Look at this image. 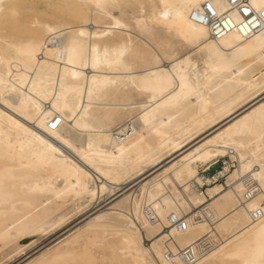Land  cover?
<instances>
[{"label":"bare ground","instance_id":"obj_1","mask_svg":"<svg viewBox=\"0 0 264 264\" xmlns=\"http://www.w3.org/2000/svg\"><path fill=\"white\" fill-rule=\"evenodd\" d=\"M44 3L55 11L43 18ZM207 3L231 15L228 30L192 17ZM263 87L264 25L230 0H0V243L133 183L122 224L98 213L27 264H184L181 250L210 234L193 264H264V214L251 216L264 210ZM165 151L177 154L142 181ZM223 153L225 182L203 178Z\"/></svg>","mask_w":264,"mask_h":264},{"label":"rangeland","instance_id":"obj_2","mask_svg":"<svg viewBox=\"0 0 264 264\" xmlns=\"http://www.w3.org/2000/svg\"><path fill=\"white\" fill-rule=\"evenodd\" d=\"M33 11L36 13L42 12L41 15L44 18V15L46 16V14L54 13L53 11H55V9H53L51 7H47V5L44 3V4L40 5V8L36 7ZM30 13H31V11H30ZM115 13L119 14V12H117V11H115ZM134 32H136V33L138 32L137 34H139L141 36L139 31L136 30ZM161 33H163V32L160 31V34ZM164 34L167 36V34H169V33L166 34V32H164ZM164 34H162V35H164ZM169 36H170V34L167 37H169ZM189 51L192 52V47H188L186 45H183V47L180 48L179 54L184 55ZM196 58L197 57L194 56L193 60H196ZM259 91L260 92L258 95H260V96H259V99L257 98V100H260V99L262 100L264 98V87L262 89H260ZM213 130H215V129H210L209 131H207L203 134L201 132L202 135L199 134L198 138H196L195 142H197L199 140V138L202 139L203 137L205 138L206 136L207 137L210 136L212 134V132H214ZM210 132H211V134H210ZM170 153L166 152V151L164 152V161L161 164H159V166L147 167L145 173L140 176L142 178V181L147 180V178H150L153 174L157 173V170L159 172L160 171L159 169H162L164 167L163 165L167 164L177 154V152L171 153V154ZM223 156L227 157V156H229V153H223L219 157L222 158ZM218 158H216V159H218ZM216 166L218 168V165L215 164L212 167V169L216 168ZM205 167H201V168H205ZM153 169L155 170V172ZM232 169H234V168H230V170H232ZM230 170L228 171V173L230 172ZM199 172H200V170H199ZM224 181L225 180L222 179L221 181H219L217 183L223 184ZM132 184L133 183L129 184L128 187L123 188L121 191H119L118 193H116L113 196L112 195L110 196L109 194H105L100 201H97V202L93 201L92 202L93 204H91V203L85 204L84 206H82L80 208L81 210L76 209V203H74V201H72V200L68 201L66 203V205L64 206V208L62 209L63 212L61 214L64 215L65 217H64V221L61 224L58 223L55 225H50L51 223H49L48 225L45 226L44 231H40L37 233H31L25 237H21V238L18 237V238L11 239L5 243H0V264H27V263H29V261H31L35 256H37L43 250H45L48 247H51L53 245H56L59 241L70 236L72 233H74V231L78 227L86 226L87 223L91 222V220H93V218L98 213H101V212L106 213V215L100 222H97V224L98 223H102L105 225L122 224L124 219H122L121 217H118L116 214L119 213L120 211H125V208L120 204L118 205V203L126 195L133 194V192L135 191V187L129 188L132 186ZM214 184H216V183H214ZM214 184H209L207 187L204 186L203 190H206V188H208L209 186H212ZM127 188H129V189L127 190ZM144 202H145L144 200H141L140 207L141 206L144 207V204H145ZM44 204L40 205L39 209ZM133 211L135 214L136 211L135 210H133ZM147 226H148V229L153 233L152 236H154L158 233V230L156 228H153L149 224ZM108 231H111V232L107 233L106 239H108V237H109V239H108L109 241L115 239V238L112 239V237L116 236L115 234H113V232H112L113 230L109 229ZM110 238H111V240H110ZM106 239L101 241L102 243H97V244L92 245L93 249L94 248L96 249V247L98 248L99 246L101 248L103 246V243L106 242ZM117 239H119V238L116 236L115 241H117V243H118L119 240H117ZM145 242L147 243L148 241L145 240ZM98 244H100V245H98ZM100 251L101 250H97L96 254H99ZM99 261H101V260H98L97 262H99ZM104 262L102 261L101 263L110 264L108 262V260L104 261Z\"/></svg>","mask_w":264,"mask_h":264},{"label":"built area","instance_id":"obj_3","mask_svg":"<svg viewBox=\"0 0 264 264\" xmlns=\"http://www.w3.org/2000/svg\"><path fill=\"white\" fill-rule=\"evenodd\" d=\"M231 6L233 8H237L241 11L243 15V19L245 22L252 26L253 29L257 30L264 25V12L261 13L260 11H257L251 4L250 0H230ZM206 13H202L200 9H195L192 13V17L200 22L205 21L206 23L208 21H211L215 19L217 22V26H221L222 28H225L228 30V27L226 26V22H229V19L231 17L230 14H224V15H218L215 12H213L209 6V4L204 5ZM207 14V16H206ZM232 18V17H231ZM233 27V26H232ZM217 35L218 33L215 31L214 33ZM220 158V159H219ZM215 161H213L207 168L201 169V173L203 175V178L211 177L213 179L212 182H219L222 179L225 180L227 172H224L225 165L227 163L231 164V159L229 156H223L222 158L219 157ZM217 164L218 168L212 169V167ZM235 167V163L231 164V168ZM225 182V181H224ZM249 196H252L254 193H256L259 189L258 185H255V182H249ZM204 186H208L207 183H204L203 185H200V188L202 191ZM264 214V210L262 208H257L256 210L251 212V216L253 220L259 219ZM201 217L197 216V219ZM218 243L217 239H215L212 234L203 236L202 238L198 239L193 246L185 247L181 250L179 253V258L184 264H193L195 261H197L200 257L208 253L210 250L213 249V247ZM167 255H171L172 251H167Z\"/></svg>","mask_w":264,"mask_h":264},{"label":"water","instance_id":"obj_4","mask_svg":"<svg viewBox=\"0 0 264 264\" xmlns=\"http://www.w3.org/2000/svg\"><path fill=\"white\" fill-rule=\"evenodd\" d=\"M216 168H217V166H216Z\"/></svg>","mask_w":264,"mask_h":264}]
</instances>
